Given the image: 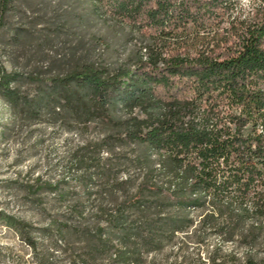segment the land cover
Listing matches in <instances>:
<instances>
[{"label":"trees","instance_id":"16d2710c","mask_svg":"<svg viewBox=\"0 0 264 264\" xmlns=\"http://www.w3.org/2000/svg\"><path fill=\"white\" fill-rule=\"evenodd\" d=\"M22 1L33 0H0V30ZM90 1L124 30V59L80 44L54 71L0 66V97L17 117L69 131L96 124L97 146L134 152L125 168L140 181L111 183L104 223L62 237L64 251L78 245L69 264H264V0ZM204 232L262 255L179 257L187 244L177 236Z\"/></svg>","mask_w":264,"mask_h":264},{"label":"rangeland","instance_id":"374dc122","mask_svg":"<svg viewBox=\"0 0 264 264\" xmlns=\"http://www.w3.org/2000/svg\"><path fill=\"white\" fill-rule=\"evenodd\" d=\"M242 3L247 6L248 0ZM93 13L90 0L18 3L0 30V66L23 75L54 71L80 44L108 63L124 59L130 49L124 30ZM34 87L22 81L23 91ZM102 137L96 124L69 131L46 120L17 117L0 97V264H69V255L79 253L78 245L71 243L64 251L62 237H86V231L104 223L97 211L112 200L106 196L111 183L125 180L128 173L132 184L140 181L137 172L125 168L134 155L132 147L107 152L96 145ZM84 156L87 162L81 166ZM111 166L115 169L108 175ZM206 233L179 234L187 244L179 257L207 259L215 250L219 261L262 255L260 248L238 239L226 242ZM203 239L205 243L197 244ZM29 240L36 243V252Z\"/></svg>","mask_w":264,"mask_h":264}]
</instances>
